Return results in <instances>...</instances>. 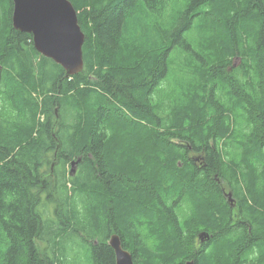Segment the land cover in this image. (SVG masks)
Masks as SVG:
<instances>
[{
    "label": "trees",
    "instance_id": "16d2710c",
    "mask_svg": "<svg viewBox=\"0 0 264 264\" xmlns=\"http://www.w3.org/2000/svg\"><path fill=\"white\" fill-rule=\"evenodd\" d=\"M71 1L67 77L0 0V264H264V0Z\"/></svg>",
    "mask_w": 264,
    "mask_h": 264
},
{
    "label": "water",
    "instance_id": "95a60500",
    "mask_svg": "<svg viewBox=\"0 0 264 264\" xmlns=\"http://www.w3.org/2000/svg\"><path fill=\"white\" fill-rule=\"evenodd\" d=\"M12 2L14 28L31 34L34 47L40 54L61 65L67 77L84 70L83 46L86 35L71 0H12ZM80 161L81 158L72 161V174L76 173ZM226 195L233 204L232 193ZM199 238L204 242L209 240L211 235L203 231ZM109 245L115 252L116 264H135L133 254L123 246L118 234L110 237ZM186 264L196 262L189 260Z\"/></svg>",
    "mask_w": 264,
    "mask_h": 264
},
{
    "label": "rangeland",
    "instance_id": "374dc122",
    "mask_svg": "<svg viewBox=\"0 0 264 264\" xmlns=\"http://www.w3.org/2000/svg\"><path fill=\"white\" fill-rule=\"evenodd\" d=\"M241 62L240 57L235 58L234 61V65H238ZM186 81V80H185ZM185 81H182L181 83H184ZM180 86V85H179ZM171 89V88H170ZM173 89H176L175 92H177L178 87L177 86H173ZM47 200V201H46ZM45 203H48L49 199H46ZM51 204V203H50ZM50 204L48 203L47 205H44L41 207V211L43 210L44 213L46 212L45 208H49ZM52 210V209H51ZM53 211V210H52ZM44 218V217H43ZM46 221V226L49 227V229L46 227V229L43 231L42 234V240H39L38 244L41 250H46L45 248H50L53 246L54 242H53V231H52V223H57V220L55 221L53 218L48 217L45 219ZM50 230V231H49ZM83 234H85L86 236H90L91 234V230H87L85 232V230L83 232H81ZM75 239L73 240V244H71V246L73 247L71 250L68 249V251H72L73 252V258L74 255L77 254V256L75 257L74 261H77L76 264H81L78 258V254L81 252L82 254L85 253L86 248L88 247V243H84V241L82 239H84L81 234H77L75 235ZM76 243V244H75ZM75 244V245H74ZM86 244V245H85ZM78 245V246H77ZM73 258L68 260V263H72L73 262Z\"/></svg>",
    "mask_w": 264,
    "mask_h": 264
},
{
    "label": "bare ground",
    "instance_id": "6f19581e",
    "mask_svg": "<svg viewBox=\"0 0 264 264\" xmlns=\"http://www.w3.org/2000/svg\"><path fill=\"white\" fill-rule=\"evenodd\" d=\"M242 1V0H241ZM251 4V3H250ZM264 5V4H263ZM248 8V7H247ZM251 12H253V11H251ZM248 13V12H247ZM248 17V16H247ZM122 36V35H121ZM120 39V38H119ZM253 39V38H252ZM121 40V39H120ZM124 41H125V39H124ZM119 45V44H118ZM122 45V44H121ZM128 45V44H127ZM120 48V47H119ZM123 48V47H122ZM163 49V48H162ZM122 50V49H121ZM161 50V49H160ZM157 51V50H156ZM121 52V51H120ZM129 52V51H128ZM159 53V52H158ZM130 54H132V53H130ZM140 54V53H139ZM121 55V54H120ZM144 56V55H143ZM142 56V57H143ZM128 57V56H127ZM124 58H126L125 56H124ZM136 59V58H135ZM140 59V58H139ZM145 60V58L143 59V61ZM137 61V60H136ZM140 61V60H139ZM193 61H194V59H193ZM191 62V61H190ZM136 64H137V62H136ZM189 65H192V64H189ZM217 75V74H216ZM243 86V85H242ZM59 110V109H58ZM59 113V112H58ZM45 120V119H44ZM62 200V199H61ZM47 201V200H46ZM59 206V205H58ZM58 209V208H57ZM59 210V209H58ZM55 211V210H54ZM58 215V214H57ZM61 218V217H60ZM62 219V218H61ZM68 223V222H67ZM47 224V223H46ZM63 224V223H62ZM82 227V226H81ZM91 227V226H90ZM58 229V228H57ZM72 230V229H71ZM70 230V231H71ZM50 231V230H49ZM63 231V230H62ZM65 231V230H64ZM86 232V231H85ZM58 233V232H57ZM61 233V232H60ZM75 233V232H74ZM55 234V233H54ZM56 235V234H55ZM91 236V235H90ZM85 243V242H84ZM76 244V243H75ZM74 244V245H75ZM55 245V244H54ZM86 245V244H85ZM78 246V245H77ZM41 252V251H40ZM56 260V259H55ZM64 260V259H63ZM221 261V260H220ZM219 261V262H220ZM223 264V263H222Z\"/></svg>",
    "mask_w": 264,
    "mask_h": 264
},
{
    "label": "flooded vegetation",
    "instance_id": "af4514ba",
    "mask_svg": "<svg viewBox=\"0 0 264 264\" xmlns=\"http://www.w3.org/2000/svg\"><path fill=\"white\" fill-rule=\"evenodd\" d=\"M197 162V161H196Z\"/></svg>",
    "mask_w": 264,
    "mask_h": 264
}]
</instances>
